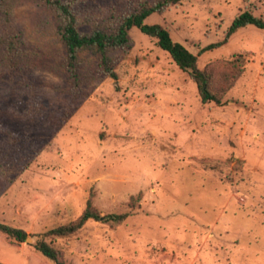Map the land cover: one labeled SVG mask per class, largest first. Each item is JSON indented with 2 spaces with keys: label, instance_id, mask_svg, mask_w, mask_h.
<instances>
[{
  "label": "rangeland",
  "instance_id": "374dc122",
  "mask_svg": "<svg viewBox=\"0 0 264 264\" xmlns=\"http://www.w3.org/2000/svg\"><path fill=\"white\" fill-rule=\"evenodd\" d=\"M245 10L264 19V0H181L145 22L198 54ZM16 22L43 62L35 95L53 109L48 123L67 101L49 66L64 50L34 3L20 4ZM129 33L118 79L99 82L29 167L7 188L0 182V222L32 240L0 232V264H55L35 248L39 239L68 264H264V29L247 25L198 54L200 68L244 56L221 105L200 101L155 38L136 26ZM26 98L24 86L0 78V116L13 127H22L13 104ZM90 197L101 214L129 215L45 234L77 218Z\"/></svg>",
  "mask_w": 264,
  "mask_h": 264
},
{
  "label": "trees",
  "instance_id": "16d2710c",
  "mask_svg": "<svg viewBox=\"0 0 264 264\" xmlns=\"http://www.w3.org/2000/svg\"><path fill=\"white\" fill-rule=\"evenodd\" d=\"M180 1L0 0V78L21 84L27 91L22 104H13V122L20 121L22 127H13L0 116V182L3 188L10 186L29 167L99 82L107 77L118 79L116 63L133 47L129 31L134 26L155 38L157 45L188 74L196 84L202 103H224L225 95L243 72L244 56L233 55L200 68L198 54L221 46L247 25L264 29V19L248 10L242 11L233 18L222 40L194 54L174 41L162 24L145 22L149 15L162 13ZM24 2H32L48 12L52 18V39L64 50L49 66L60 79L58 88L66 94L67 101L48 123L53 109L35 95L38 85L35 70L43 62L37 50L26 43L16 22L17 8ZM128 215L127 212L101 214L90 197L77 218L45 234L68 236L88 220L118 225ZM0 232L13 242H23L28 235L24 229L4 222H0ZM35 248L55 264H68L62 252L44 239H39Z\"/></svg>",
  "mask_w": 264,
  "mask_h": 264
},
{
  "label": "water",
  "instance_id": "95a60500",
  "mask_svg": "<svg viewBox=\"0 0 264 264\" xmlns=\"http://www.w3.org/2000/svg\"><path fill=\"white\" fill-rule=\"evenodd\" d=\"M25 241H26V242H28V241H32V240H31V236H30V235H27Z\"/></svg>",
  "mask_w": 264,
  "mask_h": 264
}]
</instances>
